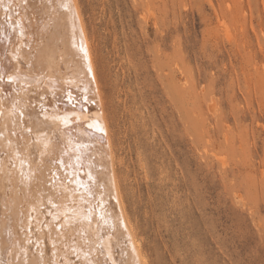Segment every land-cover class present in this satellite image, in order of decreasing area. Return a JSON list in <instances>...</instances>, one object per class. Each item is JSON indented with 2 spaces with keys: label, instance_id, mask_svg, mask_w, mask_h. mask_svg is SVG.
Returning a JSON list of instances; mask_svg holds the SVG:
<instances>
[{
  "label": "rangeland",
  "instance_id": "1",
  "mask_svg": "<svg viewBox=\"0 0 264 264\" xmlns=\"http://www.w3.org/2000/svg\"><path fill=\"white\" fill-rule=\"evenodd\" d=\"M148 264H264V0H76Z\"/></svg>",
  "mask_w": 264,
  "mask_h": 264
},
{
  "label": "bare ground",
  "instance_id": "2",
  "mask_svg": "<svg viewBox=\"0 0 264 264\" xmlns=\"http://www.w3.org/2000/svg\"><path fill=\"white\" fill-rule=\"evenodd\" d=\"M76 0H0V264H148Z\"/></svg>",
  "mask_w": 264,
  "mask_h": 264
}]
</instances>
